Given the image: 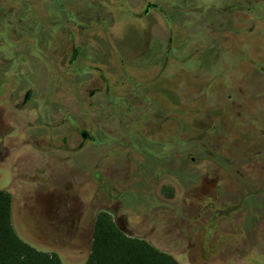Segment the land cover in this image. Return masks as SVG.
Returning <instances> with one entry per match:
<instances>
[{
  "label": "rangeland",
  "instance_id": "obj_1",
  "mask_svg": "<svg viewBox=\"0 0 264 264\" xmlns=\"http://www.w3.org/2000/svg\"><path fill=\"white\" fill-rule=\"evenodd\" d=\"M30 1L29 22L14 20L7 30L14 51L35 52L33 37L46 35L44 71L29 73L31 100L23 111L12 110L13 122L29 133L22 168L72 156L77 199L69 207L61 195L46 193L50 214L15 215L18 234L79 264L95 216L107 211L127 235L180 264H264V0H173L178 8L153 11L146 23L124 20L125 12L111 5L112 24L85 27L74 3L84 0H59L61 9ZM6 11L14 19L21 14ZM163 12L174 16L172 26ZM170 36L161 77L141 72L163 65ZM85 41L97 52L88 69L76 70L69 57ZM24 90H14V100ZM147 91L150 105L139 100ZM82 130H93L98 142L80 149ZM139 130L148 148H123L124 135ZM69 180L61 189H70Z\"/></svg>",
  "mask_w": 264,
  "mask_h": 264
},
{
  "label": "flooded vegetation",
  "instance_id": "obj_2",
  "mask_svg": "<svg viewBox=\"0 0 264 264\" xmlns=\"http://www.w3.org/2000/svg\"><path fill=\"white\" fill-rule=\"evenodd\" d=\"M74 3L80 6V8L77 7L76 9L79 11V15L82 13V17H77V19L81 20L82 23L86 22L85 25H82L84 27L91 23L98 26L112 24L115 19L109 17V12L107 13L111 5H116L117 10L125 12L127 17L123 18L124 20L128 19L137 23L151 22L152 18L150 16L152 12L160 11L163 7L170 9L179 7V4L175 3L173 0H115L113 3L109 0H84L75 1ZM32 4L33 2L30 0H0V190L8 192L12 196L13 217L15 215L19 216V213L23 211H25L28 216H33L34 213L37 214V211L45 215L50 214L53 208V199L50 198L52 195H61L66 206L69 207H72L74 199H77V166L72 156L68 157L64 162L56 157L48 159V161H46L45 158L44 164H40V167H31L30 170H23L22 168L24 163L23 158L26 157V154L23 155V153L29 149V141L28 139L26 140V138H29V133L25 129L19 130L18 125L13 122L12 110L23 111L31 100L32 91L29 88V73L44 71L46 52H44L41 46H45L44 39L46 35L33 37L35 45L38 47L35 52L31 53L28 50L14 51V37H11L12 35L8 34L7 30H11L12 26L18 23V21L14 20H20L22 24L25 21L26 23L29 22L28 12ZM47 4H49V6H47ZM37 5L38 4H35V7H33L37 8ZM44 6L50 9H61V2L59 0H50L48 3L45 2ZM14 7L21 11L20 16L15 17L17 19H14V17L12 18L13 14L11 15L6 11ZM9 14L11 17H9ZM162 19L168 26H172L174 23V16H169L166 12H163ZM76 24L80 25L78 22ZM25 34L27 37H24ZM22 36V38L25 39L29 38V29H23ZM70 36L73 37V34L70 33ZM86 41L73 47L71 51L68 63L69 66L75 67L76 70L79 68H81V70L88 69L89 62H87V60L90 61L91 54L97 52H93L88 46L86 47ZM103 42L104 41H102V43ZM171 44L172 37L170 36L167 40L166 49L164 50V63L160 68H149L145 66L144 70H142V67H139L141 72L148 74L156 73L160 78L169 62ZM30 57L33 59L31 62ZM142 57L145 58L143 55L139 56L140 59ZM30 63H35L36 66L33 65L31 67ZM95 68L99 73L103 74V78H105V70H101L99 67ZM109 68L112 67H108V69ZM123 70H125V67H123ZM153 79L154 78L149 79V83L144 85L149 87V84H153ZM15 84H20V86H15ZM138 88L136 89V91L138 90V93H136L137 97L141 94L140 91H142V89ZM14 90H20V92L24 90L22 97L20 98L19 92L14 100ZM99 91L100 89L92 91L89 94V100L94 98ZM109 91L110 87L106 83L104 89L105 98L103 99L107 101H109ZM143 94L144 97L141 99L140 96V99L136 98V101L139 99L140 101L148 102L149 105L152 104L153 101L151 97H149L151 93L147 91V93ZM141 119L142 117H140V120ZM41 120L44 122V118ZM2 126H5V131L2 130ZM92 128L94 129V127ZM145 138L142 137L140 130L138 132L126 133L124 135L123 148H128L131 151H140V149L145 146L142 142ZM80 139L78 146L80 149L84 147L86 143L96 144L98 142L97 135H95L93 130L80 131ZM145 147L148 148V146ZM73 152H76V148H74ZM28 175H31L32 180L28 179ZM33 176L37 177L38 181L34 179ZM67 177L70 179V189H61V180ZM17 180L20 181L21 186H15V184H13ZM46 193L52 194H49L48 196L50 197H47ZM132 197H134L132 201H136V203L137 201L139 202L135 194H133Z\"/></svg>",
  "mask_w": 264,
  "mask_h": 264
},
{
  "label": "trees",
  "instance_id": "obj_3",
  "mask_svg": "<svg viewBox=\"0 0 264 264\" xmlns=\"http://www.w3.org/2000/svg\"><path fill=\"white\" fill-rule=\"evenodd\" d=\"M12 203L11 194L0 190V264H68L61 253L45 249L42 251V248L18 234L14 225ZM79 264L180 262L149 242L127 235L116 226L109 212L100 211L93 221L88 249Z\"/></svg>",
  "mask_w": 264,
  "mask_h": 264
}]
</instances>
